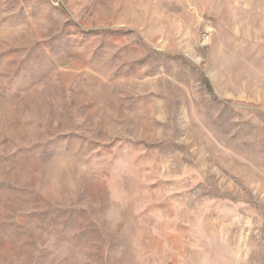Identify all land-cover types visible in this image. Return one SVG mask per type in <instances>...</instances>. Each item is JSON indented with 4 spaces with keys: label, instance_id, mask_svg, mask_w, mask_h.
<instances>
[{
    "label": "rangeland",
    "instance_id": "rangeland-1",
    "mask_svg": "<svg viewBox=\"0 0 264 264\" xmlns=\"http://www.w3.org/2000/svg\"><path fill=\"white\" fill-rule=\"evenodd\" d=\"M0 264H264V0H0Z\"/></svg>",
    "mask_w": 264,
    "mask_h": 264
}]
</instances>
